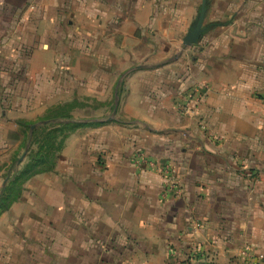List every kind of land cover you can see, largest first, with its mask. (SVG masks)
I'll list each match as a JSON object with an SVG mask.
<instances>
[{
	"label": "crops",
	"instance_id": "0c3cea01",
	"mask_svg": "<svg viewBox=\"0 0 264 264\" xmlns=\"http://www.w3.org/2000/svg\"><path fill=\"white\" fill-rule=\"evenodd\" d=\"M201 4L0 0V176L19 120L78 94L118 99L116 118L68 137L53 180L32 178L39 197L0 215V264L264 253V0H207L186 46Z\"/></svg>",
	"mask_w": 264,
	"mask_h": 264
},
{
	"label": "trees",
	"instance_id": "16d2710c",
	"mask_svg": "<svg viewBox=\"0 0 264 264\" xmlns=\"http://www.w3.org/2000/svg\"><path fill=\"white\" fill-rule=\"evenodd\" d=\"M230 22L227 20V23ZM216 21L211 25L222 24ZM118 97L121 87L117 90ZM118 99L112 102V110L116 108ZM78 98L59 103L50 107L39 120H19L24 139L21 144L22 152L17 154L12 163L7 167L5 179L6 186L0 194V215L8 211L14 201L20 198L24 184L34 175L54 171L59 155L67 144L68 137L79 127L88 125H100L102 121L92 119L90 121L77 120L74 110L85 107ZM26 152L24 159L18 163L19 158ZM200 264H215L206 261Z\"/></svg>",
	"mask_w": 264,
	"mask_h": 264
},
{
	"label": "rangeland",
	"instance_id": "374dc122",
	"mask_svg": "<svg viewBox=\"0 0 264 264\" xmlns=\"http://www.w3.org/2000/svg\"><path fill=\"white\" fill-rule=\"evenodd\" d=\"M75 97L78 98V100L82 104L86 105L85 109L74 110V116L76 117L77 120H86V119H93V118H107V117H109V116L114 114V112H113V110L111 108L112 101L107 103L108 100L107 101H102V100H99L95 96L93 97V96H86V95H79V94L76 95ZM109 100H111V98ZM113 101H114V99H113ZM117 113H118V110H117L116 114H114L115 118L117 117ZM30 118L31 119H28V120L32 121V120H37V119L39 120L40 117L37 118V115H33ZM21 152H22V149H20L18 153L20 154ZM140 161L143 162V160L141 158H139V162ZM10 163H12V160L8 164H10ZM2 165H3V163H2ZM6 170H7V168H6ZM55 171L56 170L40 173V174H37V175H39L41 179L45 178V181H49V180H53V177L56 175ZM37 175H34L33 177H31L24 184L23 190H22V192L20 194V198H30V197L31 198H35V197H39L40 196V194L38 195V192H37L36 189L31 188L32 186H29L30 182L33 180L32 178H34ZM39 176H37V177H39ZM2 183H4V186H3V188H4L6 186V183H7V179H5V173L2 174V176H0V186L2 185ZM10 209H12V206L10 207ZM155 249H156L155 251L157 252V255H153L151 257L152 264H173L172 261L171 262L167 261V260H170L169 259L170 255H173V254H169L167 256V254L164 253L162 249L160 250V246L159 245ZM192 260L196 261L197 259H196V257H186L185 256V258L183 260L179 261V264H200V263L206 262V261L193 262ZM136 262H137V264L138 263L139 264L144 263L143 257L142 258L141 257H137L136 258Z\"/></svg>",
	"mask_w": 264,
	"mask_h": 264
},
{
	"label": "water",
	"instance_id": "95a60500",
	"mask_svg": "<svg viewBox=\"0 0 264 264\" xmlns=\"http://www.w3.org/2000/svg\"><path fill=\"white\" fill-rule=\"evenodd\" d=\"M206 4H207V0H202V4L200 7L197 20L194 22L192 28L189 30V32L184 38V44L186 46H191L195 44L205 30L204 19L206 15ZM116 111H117V107L115 108L114 112ZM25 155L26 152L19 158L18 163H20L24 159Z\"/></svg>",
	"mask_w": 264,
	"mask_h": 264
},
{
	"label": "built area",
	"instance_id": "2783aa9c",
	"mask_svg": "<svg viewBox=\"0 0 264 264\" xmlns=\"http://www.w3.org/2000/svg\"><path fill=\"white\" fill-rule=\"evenodd\" d=\"M240 257L245 263L250 260V264H260V260H264V253H261L256 257L252 254L251 249L246 247L242 250Z\"/></svg>",
	"mask_w": 264,
	"mask_h": 264
}]
</instances>
